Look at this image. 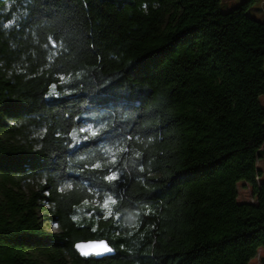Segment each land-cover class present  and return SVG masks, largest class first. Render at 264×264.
Returning a JSON list of instances; mask_svg holds the SVG:
<instances>
[{
	"label": "trees",
	"instance_id": "obj_1",
	"mask_svg": "<svg viewBox=\"0 0 264 264\" xmlns=\"http://www.w3.org/2000/svg\"><path fill=\"white\" fill-rule=\"evenodd\" d=\"M255 1L223 13L221 0H0V264L255 258L264 248ZM238 182L254 203L238 200ZM88 240L115 254L81 258L73 246Z\"/></svg>",
	"mask_w": 264,
	"mask_h": 264
},
{
	"label": "rangeland",
	"instance_id": "obj_2",
	"mask_svg": "<svg viewBox=\"0 0 264 264\" xmlns=\"http://www.w3.org/2000/svg\"><path fill=\"white\" fill-rule=\"evenodd\" d=\"M243 1L245 0H221L220 10L221 12L226 13L232 10L237 5L241 4ZM247 15L253 17L256 20L263 21L264 20V0H256L254 4H252L248 8ZM263 69H264V64H263ZM258 100H259L260 105L264 107V95L259 96ZM258 167L261 168L262 171H264V159L258 162ZM29 188H32L33 190H37V187L27 184L26 186H23V191L27 193ZM237 190H238V200L240 202H250V203L255 202V199L251 194V188L249 185L242 183V182H238ZM42 214L43 212H39L40 216ZM41 223H42V227L46 231H50V232L59 231V228L55 223L50 222V221H45L42 217H41ZM263 255H264V248H259L255 258L252 259L249 262V264H260L259 259Z\"/></svg>",
	"mask_w": 264,
	"mask_h": 264
},
{
	"label": "water",
	"instance_id": "obj_3",
	"mask_svg": "<svg viewBox=\"0 0 264 264\" xmlns=\"http://www.w3.org/2000/svg\"><path fill=\"white\" fill-rule=\"evenodd\" d=\"M105 247L111 251H104ZM73 249L81 258L101 259L115 254L114 250L104 240L79 241L74 244Z\"/></svg>",
	"mask_w": 264,
	"mask_h": 264
},
{
	"label": "snow or ice",
	"instance_id": "obj_4",
	"mask_svg": "<svg viewBox=\"0 0 264 264\" xmlns=\"http://www.w3.org/2000/svg\"><path fill=\"white\" fill-rule=\"evenodd\" d=\"M102 129H98V130H95V131H93V130H91V129H89V132H90V135L91 136H96L97 135V133L99 132V131H101ZM75 138V137H74ZM88 137H85V139H87ZM105 179H107V180H109V181H111V180H115L116 179V176H115V174H113V175H111V176H107V177H105ZM113 203H114V201H112ZM105 207H107L108 206V204H107V202H105V205H104ZM104 251H111V249H108V248H104Z\"/></svg>",
	"mask_w": 264,
	"mask_h": 264
}]
</instances>
